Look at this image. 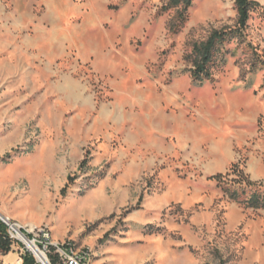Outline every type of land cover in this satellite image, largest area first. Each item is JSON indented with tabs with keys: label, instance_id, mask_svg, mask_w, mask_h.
Masks as SVG:
<instances>
[{
	"label": "rangeland",
	"instance_id": "rangeland-1",
	"mask_svg": "<svg viewBox=\"0 0 264 264\" xmlns=\"http://www.w3.org/2000/svg\"><path fill=\"white\" fill-rule=\"evenodd\" d=\"M168 3L0 0V212L91 264H264V205L223 189L264 192V0L202 84L236 0Z\"/></svg>",
	"mask_w": 264,
	"mask_h": 264
},
{
	"label": "trees",
	"instance_id": "trees-1",
	"mask_svg": "<svg viewBox=\"0 0 264 264\" xmlns=\"http://www.w3.org/2000/svg\"><path fill=\"white\" fill-rule=\"evenodd\" d=\"M193 3V0H169L166 8L183 7L188 9ZM255 0H236L238 10V24L235 27H224L222 29L213 30L209 36L193 45L191 53L187 56L191 62V78L194 83L202 84L207 80L214 78L215 70L225 61V46L234 38H237L241 43L245 42V30L248 26L250 14L254 8ZM254 51V50H253ZM257 60L262 59V56L254 52ZM254 65V64H253ZM216 179H221V175L213 176ZM223 189L231 194V196L239 201H247L252 207H261L264 205V192L261 188L252 191L250 198H247V190L231 189L226 186ZM28 238L33 236L26 231ZM22 242L10 237L8 226L0 219V250L5 253L12 248L13 242ZM42 247V244L37 242ZM23 264H38L35 254L27 248L22 255ZM55 261V260H52ZM54 263V262H53Z\"/></svg>",
	"mask_w": 264,
	"mask_h": 264
},
{
	"label": "built area",
	"instance_id": "built-area-1",
	"mask_svg": "<svg viewBox=\"0 0 264 264\" xmlns=\"http://www.w3.org/2000/svg\"><path fill=\"white\" fill-rule=\"evenodd\" d=\"M2 221L8 226L11 238L21 240V235L27 236L26 230L21 229V224H17L10 217L5 216ZM36 229L39 228L36 227ZM40 231L42 240H38L37 242L42 244V248H44L42 251L45 252L51 264L52 260H55L59 264H89V260H91V250L89 248L79 249L73 242H63L62 248H54L50 246V237L45 235V229H41Z\"/></svg>",
	"mask_w": 264,
	"mask_h": 264
},
{
	"label": "bare ground",
	"instance_id": "bare-ground-1",
	"mask_svg": "<svg viewBox=\"0 0 264 264\" xmlns=\"http://www.w3.org/2000/svg\"><path fill=\"white\" fill-rule=\"evenodd\" d=\"M0 215H3V214L0 212ZM22 228L24 229V227H22ZM20 237H21V239H23L24 243H26L27 248L30 249V251L33 254L36 253V255H37V257H38V259H39L41 264H51L50 261L48 260L47 255L45 254V252L40 250L39 247L36 245V243L34 241H30L28 239V237L25 236V235H21ZM50 246H52L54 248H62L63 243H61L59 241H50ZM89 264H91V260H89Z\"/></svg>",
	"mask_w": 264,
	"mask_h": 264
},
{
	"label": "water",
	"instance_id": "water-1",
	"mask_svg": "<svg viewBox=\"0 0 264 264\" xmlns=\"http://www.w3.org/2000/svg\"><path fill=\"white\" fill-rule=\"evenodd\" d=\"M5 218V216H3V215H0V219L1 220H3ZM30 241H33V240H31L30 238H28ZM35 257L38 259V257H37V255H36V253H35Z\"/></svg>",
	"mask_w": 264,
	"mask_h": 264
}]
</instances>
